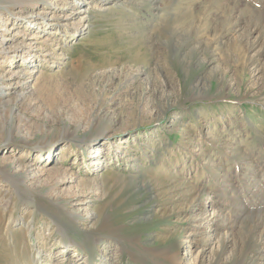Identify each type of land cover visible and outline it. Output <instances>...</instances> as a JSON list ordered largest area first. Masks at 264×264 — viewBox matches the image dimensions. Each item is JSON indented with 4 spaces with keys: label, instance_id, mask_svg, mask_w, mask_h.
Returning <instances> with one entry per match:
<instances>
[{
    "label": "rangeland",
    "instance_id": "374dc122",
    "mask_svg": "<svg viewBox=\"0 0 264 264\" xmlns=\"http://www.w3.org/2000/svg\"><path fill=\"white\" fill-rule=\"evenodd\" d=\"M0 37V264H264V0H0Z\"/></svg>",
    "mask_w": 264,
    "mask_h": 264
},
{
    "label": "bare ground",
    "instance_id": "6f19581e",
    "mask_svg": "<svg viewBox=\"0 0 264 264\" xmlns=\"http://www.w3.org/2000/svg\"><path fill=\"white\" fill-rule=\"evenodd\" d=\"M9 8V9H8ZM6 9H7V11H9V16L7 17L8 18V21L9 20H11V24H13L14 26L18 23V21L20 20V18H17V17H15L13 14H12V11H14L15 10V7L13 6V5H8V6H6ZM32 13V12H31ZM31 13H30V17H29V20H28V22L30 23V22H35L36 21V19L33 17V15H31ZM53 13V12H52ZM54 13H57V12H54ZM50 19H54V20H59V14H57V15H52V18L50 17ZM43 20H44V22H46L45 24H49L47 21H48V19H47V17L46 16H44V18H43ZM5 25H3V26H7L6 24H7V22L6 23H4ZM57 23L56 22H54V25H56ZM2 25V24H1ZM2 36H5L4 34H2ZM1 38V37H0ZM3 43V42H2ZM45 48V47H44ZM50 49H49V47H47L46 46V48H45V51H49ZM21 77V76H20ZM94 145H96L95 144V139L94 140H91L89 143H88V146L90 147L91 146V148L92 147H96V146H94ZM260 222L262 223V222H264V217L263 216H261V218H260ZM68 246V245H67ZM175 246L176 247H174L173 249H171V251H169V250H167V251H169L170 253H167L166 251H164L163 252V256L162 257H165V258H168L171 262H172V264H181V261H182V259H180V257H179V251H180V249H181V245L180 244H175ZM162 250L163 249H165V248H161ZM190 259V258H189ZM189 259H187L186 257H185V260L186 261H189ZM264 259V258H263ZM189 262H191V261H189Z\"/></svg>",
    "mask_w": 264,
    "mask_h": 264
}]
</instances>
